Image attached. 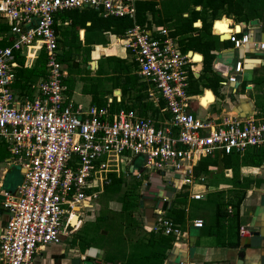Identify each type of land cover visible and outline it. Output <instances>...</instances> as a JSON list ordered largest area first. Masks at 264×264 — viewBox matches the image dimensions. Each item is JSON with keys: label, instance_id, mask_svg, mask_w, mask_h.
Wrapping results in <instances>:
<instances>
[{"label": "built area", "instance_id": "obj_1", "mask_svg": "<svg viewBox=\"0 0 264 264\" xmlns=\"http://www.w3.org/2000/svg\"><path fill=\"white\" fill-rule=\"evenodd\" d=\"M138 1L0 0V139L15 158H23L24 168L17 192L3 201L10 217L0 233L2 264H34L39 247L69 237L77 226L72 224L77 210L97 200L114 175H123L124 162L142 157V165L149 169L179 172L181 185L191 192L205 181L195 173L201 158L215 151L230 154L264 146V117L215 120L190 111L192 99L202 104L201 94L192 96L189 91L196 54L184 51L167 28L154 31L139 24ZM84 8L133 20L118 41L148 83L149 99L155 104L164 101L162 111L167 110L169 117L157 120L133 110L112 112L109 104L84 107L74 100L65 81L69 71L58 58L57 16ZM231 28L228 39L235 47L249 42L250 35L241 27ZM41 51L46 55V77L32 84L33 96L19 95L13 88L18 57L30 67ZM243 70L244 62L238 60L223 83H237ZM203 196L192 193L195 199ZM193 223L205 225L203 218ZM154 229L165 235L184 234L166 217Z\"/></svg>", "mask_w": 264, "mask_h": 264}, {"label": "crops", "instance_id": "obj_2", "mask_svg": "<svg viewBox=\"0 0 264 264\" xmlns=\"http://www.w3.org/2000/svg\"><path fill=\"white\" fill-rule=\"evenodd\" d=\"M156 1L159 2V4L162 3V0ZM184 5V8H179V6H177L174 9L186 11L193 7L192 1L184 0ZM195 8L199 10L201 6L196 5ZM170 9L174 10L173 8ZM184 15H188V13ZM223 18H227L225 19L227 20L225 28L228 31H231V25L234 29H239V27H241L244 33L250 35L249 42L237 48L228 37L224 38L222 34H218L216 27L224 20ZM212 20V34L215 36H206L204 40H202L203 43L200 44H197V41L195 42L191 36L199 35L200 28L203 25L201 18L196 19L193 23L194 26L199 29L190 31L184 35H174L173 32L171 33V28L167 24H154L151 29L157 31V28H167L171 35L177 38L184 51H193L202 55L201 61H198L200 60L199 57L195 58L198 62L195 64L196 71L190 74L189 86L192 96L201 94V102L208 104L204 106L195 99L191 100V109L193 107L192 105H195V111H197L195 114L198 117H210L215 120L222 116H240L244 118L264 117V48H260V45L264 43V12L261 17H259V15H254L249 21L239 20L233 15L229 17L227 14H222L221 17H216ZM62 24L67 26L70 25L71 19L65 21L61 20L60 25ZM90 24L91 21H87V25ZM214 27L215 30H213ZM78 30L80 38L84 42L86 28L80 25ZM83 30L85 32L84 36H82ZM96 34L100 35V33L95 32V35ZM118 36L120 35L106 33L102 36L104 42L95 45L92 60L89 61L90 68L92 69V76L98 75L107 79V76L113 75L112 67L109 70H105L106 67H104L105 71L102 75L96 72L99 68L100 56L107 57L116 55L108 53L106 49L108 45L111 44L109 37L118 38ZM183 37L185 38L182 40ZM102 49L105 50L104 53ZM197 49L202 52H199ZM126 52L127 54H118L116 56L128 58L130 61L134 60L127 50ZM197 55L198 54H196V56ZM238 60L244 62V70L239 77V81L234 84L223 83L227 80L228 75L234 71V65ZM92 61L98 62L96 68L91 67V65H94ZM199 65L201 68L198 69ZM133 73L140 76L138 65L137 67L135 66ZM198 78H200L199 85L193 86L192 81L196 82ZM140 79L144 81L141 76ZM144 82L148 89V83L146 81ZM117 83L118 80L116 79L104 81L102 87V89L105 90L103 98L104 105L109 104V106H111L115 99L118 102L122 100L123 89ZM117 90H121V92ZM71 92L73 94L75 90ZM211 93H213L215 97L214 100L209 97ZM87 95L90 96L91 104L86 105L80 103L84 107L94 105L92 95ZM0 143H5L7 145L6 156L4 159L0 157L1 233L10 217V213L4 206L3 201L7 194H15L17 192L18 186L24 179V168L22 166L23 158H15L10 151L9 144L5 140L0 139ZM254 148L260 147H249L244 152L234 151V158L236 154H239L238 160L233 161L235 164L234 166H232V162L229 161L230 158H227L226 153L219 151V156H221L219 158L216 154L218 151L212 153L213 159L216 160V157L219 160L221 158H226V161H224V163L222 162L220 165H218V163L209 165L208 173L196 174L198 176H204L205 181L194 186L191 192L188 190L187 186L181 185L182 174L178 172L179 174L162 173L165 179V187L157 189L155 198H147L145 195H141L140 206L136 208V217L144 224L145 230L158 232L154 227L162 217L174 220L183 228L184 234L181 236L168 235L173 237V245L166 253L164 264H264V161L258 166L238 162L242 160L247 150ZM134 161L129 164L133 166ZM128 173L129 174H123L127 176L128 179H131L135 174L133 170H128ZM136 176L138 178L142 177ZM233 181H235V183ZM242 183H248L249 187L245 190L244 197L236 211V208L230 203L231 199L234 202H236L237 199L230 191L232 189H237L239 184ZM108 187L110 186L104 189L97 200L85 202L84 205L77 210V219L81 221L78 220L76 222L77 226L73 229L71 235L80 231L85 221L88 219L97 223L103 216L107 217V215L116 214L122 209L123 203L119 201L118 196L112 197L106 194ZM150 187H152L151 183H147L144 179L140 192L141 189L147 190ZM222 190L225 191L222 197L215 195V193ZM180 191H186L188 193L187 201L179 204L177 207V209L184 210L182 222L178 221L177 218H181L183 211L174 212L173 217L169 216V208L173 206L175 196ZM193 192H203L204 196L201 199H195L192 197ZM219 202L229 204L227 207V215L221 221L224 224V228L219 227L218 222L220 221L216 218V210L219 206ZM198 218H203L205 221V225L201 228L196 227L193 223V221ZM104 219L105 218H103V220ZM110 223L105 225L107 227L106 229H104L105 226L101 228L104 230L101 234L98 232L99 236L96 235L99 242H95L96 244H94V246L96 248L92 249L90 245H82L78 240L76 241L75 238H73L72 241L66 240L68 237L63 236L62 241L59 243H51L39 247L34 256V264H84L86 261L88 264H104L106 262L121 264L119 261L113 262L106 259L107 254L105 246L107 242L101 238V235L106 236L110 234ZM232 224L237 225L231 228ZM240 253H243V256H240ZM0 264H2L1 258Z\"/></svg>", "mask_w": 264, "mask_h": 264}, {"label": "trees", "instance_id": "obj_3", "mask_svg": "<svg viewBox=\"0 0 264 264\" xmlns=\"http://www.w3.org/2000/svg\"><path fill=\"white\" fill-rule=\"evenodd\" d=\"M192 1V9L179 11L178 15L183 20L182 23H174V13L166 4H159L156 0H139L137 2V22L142 26L151 29L155 25L167 24L171 28V33L174 35H184L190 31L199 29L194 26V21L201 18L203 25L200 28V33L197 36H191L197 44L203 43L202 40L212 34V19L221 17L222 14H227L229 17L235 16L239 20L249 21L252 16L261 17L264 12V0H187ZM196 5H200L201 9L197 10ZM188 13V15H184ZM65 21L71 19L70 25H57L58 31V58L68 69L69 75L66 78V83L71 91L74 90L77 81L83 82V92L91 94L93 104L99 107L104 106L105 90L102 89L105 80H118L119 86L123 89L122 100L118 102L116 99L111 104L112 112L124 109L127 111H136L142 116L151 115L153 118L160 120L164 117H169V112L162 109L165 107V102L161 101L155 104L148 99L147 86L140 79L138 74L133 73L137 64L134 60L120 56H100V64L97 69V74H103L104 65L101 63L103 59H110L114 62L112 67L113 75L107 76L104 79L101 76H92V69L89 61L92 60L93 50L96 44L104 42V38L98 39L95 37V32L101 36L106 33L123 35L128 28L133 26V20L128 17H103L98 11L90 8L66 10L57 16V20ZM87 21H91L87 25ZM225 22V24H223ZM218 24V22H217ZM216 24V25H217ZM227 24V20L220 22L219 28L223 29ZM86 28L84 42L80 38L78 27ZM94 30V31H90ZM217 33H220L216 29ZM224 35V38L230 36ZM99 35V34H96ZM217 37V36H216ZM185 37L182 38V40ZM199 51V49H197ZM202 52V51H199ZM46 55L41 51L38 58L32 66H25V58L18 57L17 60V79L13 88L19 95L33 96L32 84L36 83L41 78L46 77ZM194 77V76H193ZM201 78V77H200ZM198 78V80L200 79ZM117 82V81H116ZM190 91V90H189ZM213 100V95L209 96ZM160 125V123H158ZM218 158L220 152H216ZM211 155L200 159L196 166V174L208 173L209 165L226 161V158L220 160L213 159ZM234 152L226 154L234 166L235 160H238L239 154L234 158ZM232 156V158H231ZM225 159V160H224ZM264 161V146L260 148L249 149L243 155L241 163L258 166ZM132 179H128L123 175L117 177L114 175L113 182L108 187V195L118 196L119 201L123 203L122 209L116 213L119 215L117 219L111 218L109 227L110 234L101 238L106 243V259L121 264H164L166 253L173 245V237L163 234L162 232L147 231L144 229V224L136 217V208L140 206L141 192L140 188L143 185L144 179H136L133 183ZM235 183V181H233ZM249 187L248 183L239 184L237 189H232L230 192L236 197V202L232 201L231 205L238 210L240 203L244 197L245 190ZM224 190L215 193L217 196H223ZM188 198L186 191H180L175 196L173 206L169 208V216L173 217L174 212L183 211L181 218L183 220L184 210L177 209L179 204L185 203ZM216 210V218L219 219V227L224 228L221 222L227 215L228 203H218ZM177 209V210H176ZM176 214V213H175ZM176 219V217H175ZM101 220V219H100ZM99 220V221H100ZM237 224H232L231 228ZM134 233V234H133Z\"/></svg>", "mask_w": 264, "mask_h": 264}, {"label": "rangeland", "instance_id": "obj_4", "mask_svg": "<svg viewBox=\"0 0 264 264\" xmlns=\"http://www.w3.org/2000/svg\"><path fill=\"white\" fill-rule=\"evenodd\" d=\"M162 2L164 4H166L169 8H176L177 6H179V8H184V0H162ZM161 3V4H163ZM179 10L178 9H174L173 13L174 15V23H182L183 20L179 17L178 15ZM223 19H227V18H223ZM220 23L218 24V27H216V29H219L220 34H227L229 33V31L225 28L221 29L219 28ZM90 31H94V30H90ZM84 30L82 31V36H84ZM96 36V35H95ZM228 36V34H227ZM96 38L101 39L102 40V36L101 35H97ZM111 44L108 45L106 51L110 54H127L126 50H124V48L122 47V45L119 43L118 38L117 37H109ZM103 53L105 52L104 49H102ZM99 54V53H96ZM101 63L104 65V67H106L105 70H109L111 67H113L114 62L110 59H103L101 61ZM91 67H95V65H91ZM104 70V71H105ZM111 71V70H110ZM200 83V81H192V85L193 86H198ZM82 86H83V82L82 81H77L76 85H75V93H73V98L77 103H84L86 105L91 104V100H90V96H88L87 94H84L82 91ZM213 95V93L210 94V96ZM215 99L214 95H213V100ZM104 100V99H103ZM104 102V101H103ZM204 106H207L208 104H205L203 102H201ZM195 104V103H193ZM192 109L194 113H197V111H195V105H192ZM7 154V145L5 143H0V157L1 159H4V157ZM142 157L136 159L134 161L133 166H131L128 162H124L122 164V168L125 174V171L128 172V170L130 171H134V175L131 177V181H133V183L135 181H137L136 179H145L147 183H151L152 187H150L149 189L145 190V189H141V194L145 195L147 198H155L157 195V189L161 188V187H165V179L162 176V173H160L157 170H152L149 169L148 167H145L144 164L142 165ZM141 174L142 177L138 178L136 175ZM179 174V173H177ZM104 195V194H103ZM104 199V198H103ZM141 212V211H139ZM119 215L116 214H111V215H107L103 216L101 218L100 221H98L97 223L93 220L88 219L87 221H85L84 226L82 227V229L78 232H76L74 235H71L70 237H68L66 240H70L72 241L73 238H75V240L79 241L82 245H90V247L96 248L94 246V244L99 243L96 235L99 236L98 232L101 234L103 232L104 229H106L107 227L105 225H107L108 223H110L112 220L111 218L114 217L115 219L119 218ZM103 218H105L103 220ZM103 226L104 229H101ZM96 242V243H95Z\"/></svg>", "mask_w": 264, "mask_h": 264}, {"label": "bare ground", "instance_id": "obj_5", "mask_svg": "<svg viewBox=\"0 0 264 264\" xmlns=\"http://www.w3.org/2000/svg\"><path fill=\"white\" fill-rule=\"evenodd\" d=\"M77 10H78V9H77ZM223 24H225V22H223ZM218 30H219V29H218ZM219 31H220V30H219ZM193 55H195V54H193ZM196 57H199V58H200V60H198V61H201V60H202V55H201V54H198L197 56L195 55V58H196ZM195 60H196V59H195ZM196 61H197V60H196ZM94 64H95V66H96V61L94 62ZM199 68H201L200 65L198 66V69H199ZM81 217H82V216H81ZM80 221H81V220H80ZM76 222H77V217H74L73 220H72V224L75 225Z\"/></svg>", "mask_w": 264, "mask_h": 264}, {"label": "water", "instance_id": "obj_6", "mask_svg": "<svg viewBox=\"0 0 264 264\" xmlns=\"http://www.w3.org/2000/svg\"><path fill=\"white\" fill-rule=\"evenodd\" d=\"M218 22V21H217ZM213 30H215V27L213 28ZM230 30H232V28H230ZM218 34H220V33H218ZM222 36H224V34H222ZM193 54H200V53H195V52H193ZM92 62H95V61H92ZM95 65V64H94ZM96 65L98 66V62L96 61ZM118 92H121V90H117ZM192 109H190V111H191ZM2 197H4V196H2ZM240 256H243V253H240Z\"/></svg>", "mask_w": 264, "mask_h": 264}]
</instances>
